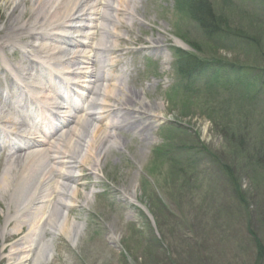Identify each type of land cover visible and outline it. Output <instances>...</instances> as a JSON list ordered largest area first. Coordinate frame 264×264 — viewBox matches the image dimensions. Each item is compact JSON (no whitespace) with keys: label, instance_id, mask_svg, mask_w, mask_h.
I'll return each instance as SVG.
<instances>
[{"label":"rangeland","instance_id":"374dc122","mask_svg":"<svg viewBox=\"0 0 264 264\" xmlns=\"http://www.w3.org/2000/svg\"><path fill=\"white\" fill-rule=\"evenodd\" d=\"M208 1L226 27L248 34L255 47L202 35L190 13L193 0H139L132 4L143 28L125 21L124 26L133 33L122 37L126 42L122 48L132 53L122 58L126 66L113 71L116 76L128 73L124 78L131 91L143 94L153 112H158L156 104H160L163 120L155 123L139 102L131 107L138 114L130 121L115 120L121 126L116 134L126 148L110 149L103 171L93 175L86 168L74 172L80 178L89 177L82 179L88 186L80 190L78 206L71 213V221L81 228L80 236L74 240L55 230V234H44L53 253L42 264H264L257 259L253 238L257 236L264 245V174L248 168L220 134V127L233 121L243 125L250 121L255 126L263 123L260 115L264 107L260 110L243 104L235 90L225 93L205 87L203 81L182 78L176 56L182 51L205 61L264 66V0ZM16 7L13 0H0V44L8 36L16 37L4 30L8 17L21 11ZM158 39L161 44L153 45ZM119 59L92 70L108 75ZM22 61L20 47H11L5 54L0 48V111L10 105L13 122L24 116L18 97L27 93L18 81L21 73L11 75L7 66L22 65ZM39 75L36 70L31 74L32 79ZM15 84L20 90H14ZM90 101L92 98L85 103ZM61 108L56 117L63 122L74 120H65L71 113H65V106ZM110 122L101 123L105 130ZM1 131L9 137L13 130L0 126ZM10 144L7 140L0 144V178L8 169ZM222 163H228L235 174L245 204L234 194ZM134 189L135 199L125 198ZM11 192H0V264L16 262L9 254L28 234V228L17 234L20 223L9 222L5 227L8 214L15 211L8 206L12 205Z\"/></svg>","mask_w":264,"mask_h":264},{"label":"bare ground","instance_id":"6f19581e","mask_svg":"<svg viewBox=\"0 0 264 264\" xmlns=\"http://www.w3.org/2000/svg\"><path fill=\"white\" fill-rule=\"evenodd\" d=\"M135 1L13 0L16 9L21 11L17 16L8 17L4 30L12 31L16 37H6L0 48L4 54L11 47L22 49V65L7 66V71L11 75L20 72L19 83L32 92L20 100L28 112V116H22V122L12 121L10 105L7 104V111H0V126H10L13 136L21 135L15 137L21 141L18 144L10 140L6 156L8 169L0 178V192H14L8 197L15 206H8L15 211L8 214L5 227L9 222L20 223L17 234L28 228L26 237L14 244L9 254L10 259H16L14 264L31 261L42 264L50 260L53 247L51 241L44 242L46 233L52 234L55 230L78 239L81 228L71 221V213L78 206L80 190L88 186L82 179L89 177L80 178L74 172L86 168L91 175L96 174L103 171L110 149L124 151L125 141L116 134L121 130L117 122H128L133 114H138L131 109L135 103L139 102L143 111H149V118L155 123L163 120L160 104H156L159 113L153 112V106L144 102L143 94L131 91L124 78L128 73L116 76L113 71L126 66L122 58L132 53L122 48L126 43L122 37L133 33L124 26L125 21L143 28L132 5L139 0ZM75 21L78 26L73 27ZM70 32H74L75 40H66ZM152 44L159 45L161 40ZM63 46L76 51L65 64H61L67 52ZM115 56L120 59L112 64L108 75H98L92 70L98 64L106 65ZM58 67L64 69L60 71ZM35 70L42 79L40 76L32 79ZM62 71L66 81L59 79L57 83L55 77L61 78ZM46 81L54 85L52 91L45 85ZM19 88L15 84L14 90ZM78 88L87 92L92 101L80 107L74 120L63 122L56 117V112L61 110V93L68 94V99H64L73 103V93ZM82 95L85 94L82 92ZM70 116L66 115L65 120ZM109 119L111 122L105 130L101 123ZM27 124H33L35 131H28ZM25 126L26 133L19 132ZM6 140L8 137L1 131L0 144ZM135 196L136 189L126 193L125 198L134 200Z\"/></svg>","mask_w":264,"mask_h":264},{"label":"trees","instance_id":"16d2710c","mask_svg":"<svg viewBox=\"0 0 264 264\" xmlns=\"http://www.w3.org/2000/svg\"><path fill=\"white\" fill-rule=\"evenodd\" d=\"M190 13L193 21L198 24L202 35L209 40L228 42V38H231L248 43L251 48L255 47V43L250 42L254 39L248 34L226 27L227 23L214 12L212 4L208 0H193ZM176 56L178 57V73L182 78L196 80V82L203 81L205 87L209 85L225 93L235 90L239 93L238 97L241 98L243 104L260 110L261 107H264V66H242L231 63L224 64L220 61H205L199 56H192L182 51H177ZM260 116L263 123H259L258 126L251 125L250 121L243 125V122L237 120L220 127V134L233 151L242 157L248 168L264 174V110ZM221 166L228 183L233 185V188L235 187L234 194L245 204L246 196L242 195L232 169L228 163H222ZM253 238L258 251L257 259L264 260L262 240L255 235ZM159 245L160 249L162 242Z\"/></svg>","mask_w":264,"mask_h":264}]
</instances>
